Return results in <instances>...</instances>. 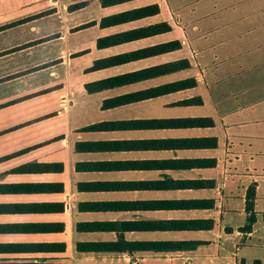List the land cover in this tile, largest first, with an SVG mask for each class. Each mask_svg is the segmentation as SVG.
<instances>
[{"label": "crops", "instance_id": "0c3cea01", "mask_svg": "<svg viewBox=\"0 0 264 264\" xmlns=\"http://www.w3.org/2000/svg\"><path fill=\"white\" fill-rule=\"evenodd\" d=\"M18 4L0 11V264H264V0ZM182 199L210 206H160ZM175 219L213 224L141 228ZM119 235L195 244L78 246Z\"/></svg>", "mask_w": 264, "mask_h": 264}, {"label": "trees", "instance_id": "16d2710c", "mask_svg": "<svg viewBox=\"0 0 264 264\" xmlns=\"http://www.w3.org/2000/svg\"><path fill=\"white\" fill-rule=\"evenodd\" d=\"M22 21H18L15 23H20ZM13 23V24H15ZM43 65L37 66V68L42 67ZM36 69V68H35ZM204 121L201 119H187L182 120L180 123L182 125L186 124H198L203 123ZM202 144V142L198 143V145ZM182 145V144H181ZM201 181H197V185L199 186ZM49 186V185H48ZM45 184H23L21 185V191H40L47 189L48 187ZM50 187V186H49ZM254 196H255V184H250L247 192H246V201H245V211L247 213L246 223L243 225V231H250L252 228V224L255 221V211H254ZM137 205V204H136ZM160 206L166 208H205L209 207V200H199V199H191V200H171L169 202L164 203ZM49 210V207L42 205H35L32 207V211H45ZM128 224V223H126ZM213 221L210 219H175V220H166L159 222H148L144 224L141 228L152 230V229H169V230H189V229H207L211 227ZM102 227L101 224L95 225ZM128 226V225H127ZM131 226L136 227L139 224H132ZM47 228V227H46ZM138 229V228H136ZM118 230V229H117ZM193 241H126L122 235L118 236V239L110 242H84L79 243L78 246L82 250H96V251H127L130 255H132L135 251H175L186 249V247H190L194 245Z\"/></svg>", "mask_w": 264, "mask_h": 264}, {"label": "rangeland", "instance_id": "374dc122", "mask_svg": "<svg viewBox=\"0 0 264 264\" xmlns=\"http://www.w3.org/2000/svg\"><path fill=\"white\" fill-rule=\"evenodd\" d=\"M21 1H24V0H0V11H2V10L8 11V9L9 10L10 9H16L18 7V5H19L18 3H21ZM18 9H20V8L18 7ZM18 13L19 12H16V14H18ZM20 26H23L24 28H26L25 31L23 32V34L25 35L23 37H26L28 41H32V27L29 28V26H30L29 24L20 25ZM41 46L44 47V45H41ZM24 48L25 49L22 48L20 50V52L27 53V54H32V45L30 47L28 46L27 48L26 47H24ZM37 49H38V47L35 48V50H37ZM195 233H197V232H195ZM208 251H209V249H208ZM192 264H203V258H198L196 261L195 260L192 261Z\"/></svg>", "mask_w": 264, "mask_h": 264}]
</instances>
